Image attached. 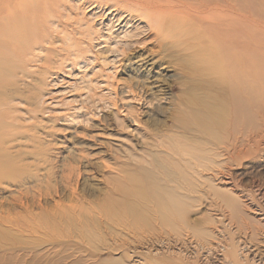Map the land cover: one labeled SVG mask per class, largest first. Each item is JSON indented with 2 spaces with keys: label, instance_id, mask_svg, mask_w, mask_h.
Segmentation results:
<instances>
[{
  "label": "bare ground",
  "instance_id": "bare-ground-1",
  "mask_svg": "<svg viewBox=\"0 0 264 264\" xmlns=\"http://www.w3.org/2000/svg\"><path fill=\"white\" fill-rule=\"evenodd\" d=\"M244 1L76 0L73 8L92 25L80 49L66 35L68 57L58 58L53 33L67 32L56 25L59 0H0V264H264V204L232 172L264 162V41L257 20L241 11ZM121 25L133 29L118 30L115 38L123 36L103 60L109 69L83 72L87 92L72 99L113 123L102 116L81 149L73 136L56 141L53 151L66 154L56 175L61 153L50 158L39 140H26L12 104L25 106L31 129L55 101L43 88L77 83H58L63 62L100 40L105 48ZM177 68L186 81L174 98ZM120 71L137 80L125 82L121 95L150 107V135L137 119L129 133L116 108ZM81 109L67 117L71 129L81 124ZM199 207L203 216L193 219Z\"/></svg>",
  "mask_w": 264,
  "mask_h": 264
},
{
  "label": "rangeland",
  "instance_id": "rangeland-1",
  "mask_svg": "<svg viewBox=\"0 0 264 264\" xmlns=\"http://www.w3.org/2000/svg\"><path fill=\"white\" fill-rule=\"evenodd\" d=\"M78 1H80V0H77V2ZM101 1L108 3V5H110L112 2H116V0H101ZM253 1L255 4V8L250 6V0H245L244 5L241 6V11H243V14H246L247 16H250L251 18H255L257 20V24L259 25V30H261V32H262L258 36V39L264 41V0H253ZM59 2H60V5H62V7L60 9H57V11H59V13H60V17L58 16L55 19V21L57 22L56 25L61 26V28L65 27L66 28L65 30H67V32H66V34L53 33V37H58L59 39H58V42H56V45L52 46L51 50L56 49V51H54V52L57 53L58 58H61V57L67 58L68 54L62 51L64 45L61 44L65 40L66 35L68 36V38H70V43L75 44V46H77V48L80 49L79 47H83V44L86 41V38H85V36L87 35V33H85L86 27L91 26L92 24H89L87 17L84 18V16H86V14L81 15V13L78 10H75L73 8L72 4L74 2H76V0H59ZM48 7H50V6H48ZM44 16H46V15H44ZM80 27L84 28V29H80ZM121 28H123L125 31L127 29H128V31L133 29V28H125L122 25L115 27V30H113V32H112L113 41L106 44L107 46L105 48H101L104 45V43L100 42L101 41L100 40L98 42L99 44H97V45L94 44L95 49L90 51L89 53H87L84 57H78V58H75L72 60L69 59L68 62H63L64 67H66V70H65L66 72H64V71L63 72H56L57 75H54L58 79V83H61L62 80H66L67 82H70V83H73V82L75 83V81H76L77 83L74 85V87L69 88V90L66 89V86H64V84L63 85L61 84L62 86L59 87L58 90H56V88H49V87L43 88L45 93L54 92L51 94L55 95V96H53L51 98H52V100H55V101H53L54 103L48 102V103H52V106H51V104H48V106H46V108H45L47 110H44L42 114H38V116H37L38 118L36 119V122H38V123L35 126L36 122H34V125L31 128L32 130L29 127V123L24 124V120L28 117V115L26 114L25 106L12 104V107L15 108V112H16L15 117L17 118L19 123L24 125L23 130L28 132L26 135L29 137L28 138L26 137V140H29V138H33L34 140L36 139V141L39 140V142L42 143V146H40L41 149H39V150H41L42 152H46L50 158L54 157L57 152L61 153V155H58V162L54 163V173L56 175L61 174L59 164L62 163V160H63L62 155L65 154L63 152V150L53 151L54 149L52 148V145H54V143L56 141L58 143H60L64 138H70L71 136H73V137H75L74 142L79 144L78 149H81L82 144H88V142L91 143L90 136L92 133H94L93 130H95V129L93 128L91 131L89 129H91V126H93V127L97 126V124L99 123L98 121H101L102 116H104V117L107 116L108 121L111 124L113 123V120L111 119V116H109L108 113L105 114V113L100 112L98 109L96 110L95 107H93V105L91 106L90 104H86V103L81 104V101H79V99H76V101L78 100L79 103L78 102L73 103L72 99L74 97L84 95V93L87 92V90H85L86 79H84V81L78 80L83 75V72H87L88 76L91 77L92 75L90 76V74L91 73L93 74V72H91V70L93 68L99 69L101 67V68H105L103 70L109 69L110 65L107 64V62L104 63L103 60L106 57H108V54L106 52L107 49L113 47L114 41H116V39H119L120 37L123 36V32H122L119 34V38H115L117 33H119L118 30ZM101 34H103V36H105V37L110 35V34H108L106 29ZM176 34H178L177 36H179L181 38H182V35H184V33H182L180 31L179 27L176 31ZM178 39L179 38H177V40ZM55 40H57V39H55ZM44 45H45V47L48 46L47 44H44ZM156 45L157 44H153V46H156ZM96 46H97V48H96ZM151 46H149V47H151ZM65 47H68V45H65ZM98 49H100V50H98ZM95 57L97 58L96 61L91 66L88 65L86 68L87 64L85 63V60L93 61ZM83 58H85V59H83ZM84 63H85V65H84ZM52 67H53L52 70H56L55 66H52ZM121 73H123V72L120 71L115 76V80L113 81L115 89L117 90V102H116L117 106H116V108L118 109V111L120 112V114L123 117L124 116L127 117L126 120L129 119L127 121L131 125L130 129H128L129 133L130 132L132 133V130H135V128H137V126L139 125V127L143 131H146L150 135L151 134V132H150L151 127L149 128V125L145 124V121L147 120V116L149 113L148 108H150V107H149V105H146V104L142 105V103H138L136 100H131V98H127V97L121 95L120 92L123 91L122 86L125 82H128L133 86H137V80L136 79H134L133 81H129L127 79V76H125L124 74H121ZM95 78L96 77L94 76V79ZM66 81H64V83H66ZM170 81H171V85L173 86L172 94L174 95V98H176V95L180 92V88H179L180 83H181V81H186V78L184 77V74L181 73L177 68V70L173 74V77L171 78ZM175 81H176V83H175ZM60 90H62L64 92H62ZM68 92H69V94H66ZM73 93H75V94H73ZM105 93H107V92L105 91ZM92 94L98 95L99 91H97V90L95 92L92 91ZM60 98H61V100H60ZM122 98H124V99H122ZM68 100H70V101H68ZM58 101H60V102H58ZM57 103L59 105L54 106V104H57ZM81 107H82V109L80 110L82 112L81 116L80 115L78 116L77 114H76L77 117L75 116L77 119L76 122L77 121L79 123L81 122V124H79V126L77 125L78 127L75 126L74 129H71L73 123L70 121L71 118H69V120H68L67 117L69 115L74 114L73 113L75 111L74 109H80ZM152 109H154V107ZM46 111H48V112L44 114V112H46ZM85 111L87 113H89L90 117H88V118H87V116L84 117L85 116L84 114L86 113ZM127 111L133 112V114L127 116L126 115ZM57 112H58V114H57ZM63 112H66V113H63ZM51 113H52V115H51ZM93 113H94V115H93ZM95 113H97V114H95ZM54 114L56 116L61 117V119L56 120L55 123H53V121H54L53 116H55ZM48 116H50V117H48ZM126 117H124V118H126ZM89 118L91 119L90 120L91 122L89 121L88 125H85L82 123V122L87 123L85 121V119H89ZM135 119L138 120L137 126H136V123H134ZM65 120H68L69 122L68 121L65 122ZM32 124H33V122H32ZM112 128H113V131L110 133L111 134L110 137L113 140L112 141L113 144L118 145L121 141V138H119L118 134H116L118 128L115 125H112ZM64 129H66V130H64ZM63 130H64L63 133L56 134V131H63ZM21 143H24V141ZM22 145H26V146L30 145L32 147L34 145V143L30 141L29 143L25 142ZM263 145H264V139L262 141L261 146H263ZM261 160L262 159H260V158L255 159L254 162H256V163L252 164V165L255 167L264 165V162H262ZM247 165L248 166L251 165L250 162H246V163H244V166H241V167L239 166L238 168L232 170V172H234L240 176L239 180L242 178L240 181H242L243 186L239 182L238 187H239V185L241 187H244V188H240V187L239 188L245 189L246 191H250L255 197L257 196L256 199H258V201L261 200V202L264 204V199L257 194L259 190H261V191L264 190V187H263L264 186V167H261L262 169L257 168V169L252 170L250 168L247 169L246 168ZM234 176L236 177L235 174H234ZM246 178H248V179H246ZM253 179H255V181ZM236 180H237V178H236ZM251 181H253V182H251ZM259 182L262 186L259 184ZM262 182H263V184H262ZM251 184H255V185L253 186ZM82 185H83V183L80 182V187ZM245 187H247V189ZM248 188H250V189H248ZM254 189H256V190H254ZM253 192H255V193H253ZM195 210H196L195 214H197V215H195L193 217V219H197V218H200L203 216L204 210L201 207H199Z\"/></svg>",
  "mask_w": 264,
  "mask_h": 264
}]
</instances>
